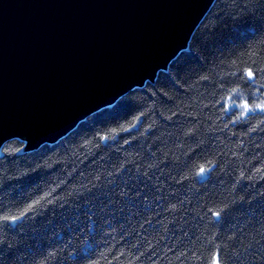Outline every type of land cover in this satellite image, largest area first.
<instances>
[{
    "label": "trees",
    "instance_id": "16d2710c",
    "mask_svg": "<svg viewBox=\"0 0 264 264\" xmlns=\"http://www.w3.org/2000/svg\"><path fill=\"white\" fill-rule=\"evenodd\" d=\"M262 99L264 0H215L154 82L54 144H4L0 264H264V113L235 119Z\"/></svg>",
    "mask_w": 264,
    "mask_h": 264
},
{
    "label": "water",
    "instance_id": "95a60500",
    "mask_svg": "<svg viewBox=\"0 0 264 264\" xmlns=\"http://www.w3.org/2000/svg\"><path fill=\"white\" fill-rule=\"evenodd\" d=\"M215 0H0V156L58 142L183 51Z\"/></svg>",
    "mask_w": 264,
    "mask_h": 264
},
{
    "label": "clouds",
    "instance_id": "9594fccd",
    "mask_svg": "<svg viewBox=\"0 0 264 264\" xmlns=\"http://www.w3.org/2000/svg\"><path fill=\"white\" fill-rule=\"evenodd\" d=\"M229 91L232 94H236L239 91V89L232 88ZM245 101L246 100L241 101L238 104V108L242 109V111L239 112V115L235 118L236 120L244 119L249 114L250 111L251 112L254 110L260 111L262 108H264V99L260 100V102L255 103V104L247 103V107L245 106L246 105ZM225 111H227V109H225ZM214 167H215V165L211 161H208L207 163L201 162V163L197 164V167L195 169V175L197 178L204 177V176L210 174L213 171ZM220 216H221L220 212H214L213 213V217L215 219H219ZM0 219L7 220L8 217L0 216Z\"/></svg>",
    "mask_w": 264,
    "mask_h": 264
},
{
    "label": "snow or ice",
    "instance_id": "6c2138e0",
    "mask_svg": "<svg viewBox=\"0 0 264 264\" xmlns=\"http://www.w3.org/2000/svg\"><path fill=\"white\" fill-rule=\"evenodd\" d=\"M246 75H247V77H248V80H254V79H255V75H254L253 71H251V70H248L247 73H246ZM230 100H232V97L230 98ZM248 103H249V102H248ZM245 106L247 107V103H246ZM260 111H261L262 113H264V108H262ZM249 113H251V111H250ZM16 219H17V218H13V220H12L11 222H12V223H15V222H16ZM213 264H220V259H219V255H218V254H217L216 257H214V259H213Z\"/></svg>",
    "mask_w": 264,
    "mask_h": 264
},
{
    "label": "rangeland",
    "instance_id": "374dc122",
    "mask_svg": "<svg viewBox=\"0 0 264 264\" xmlns=\"http://www.w3.org/2000/svg\"><path fill=\"white\" fill-rule=\"evenodd\" d=\"M235 107H236V109H238L240 112L242 111V109H239V108H238V105H236Z\"/></svg>",
    "mask_w": 264,
    "mask_h": 264
}]
</instances>
